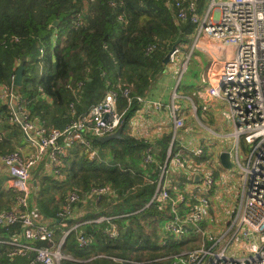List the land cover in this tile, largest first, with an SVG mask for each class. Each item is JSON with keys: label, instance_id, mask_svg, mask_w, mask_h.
Returning <instances> with one entry per match:
<instances>
[{"label": "trees", "instance_id": "trees-1", "mask_svg": "<svg viewBox=\"0 0 264 264\" xmlns=\"http://www.w3.org/2000/svg\"><path fill=\"white\" fill-rule=\"evenodd\" d=\"M208 1L197 0L199 14ZM170 2L173 0H0V85L10 88L22 63V85L13 90L31 117L46 128L62 130L88 115L112 90L124 120L119 140L99 143L89 138L88 150L77 143L66 147L58 167L63 180L46 174L33 177L40 188L38 195H32L36 213L50 219L47 225L53 233L52 243L37 242L35 246H52L71 227L82 224L78 231L68 233L61 246V253L72 260L63 259L59 264H171L174 256L197 246L193 234L160 241L154 225L167 213L145 207L155 192L159 171L154 164H143V152L151 146L154 158L165 160L170 136L150 145L126 134L138 110V99L150 93L167 67L165 56L172 47L191 42L194 25L175 22V11L167 6ZM124 89L129 90L130 104L122 96ZM20 135L19 128L8 122V110L0 98V154L14 151L15 138ZM59 143L64 144L63 140ZM174 146L175 142L172 153ZM89 151L95 152L91 159ZM102 187L110 191L108 196L85 200L96 211L75 219L58 217L69 191L83 195ZM59 191L64 196L57 201L50 193ZM15 197L12 191L0 190V204L6 208L0 211L10 210ZM100 217H110L118 226L116 238H109L106 221L95 222ZM145 217L154 218L147 224L150 229L141 223ZM19 232L18 224L0 227V241ZM79 233L90 240L88 246H78ZM10 251L9 245L0 243V264H30L31 257H11Z\"/></svg>", "mask_w": 264, "mask_h": 264}, {"label": "built area", "instance_id": "built-area-1", "mask_svg": "<svg viewBox=\"0 0 264 264\" xmlns=\"http://www.w3.org/2000/svg\"><path fill=\"white\" fill-rule=\"evenodd\" d=\"M196 3L197 0H173L167 6L175 11V22L189 21L195 27L186 64L195 52L203 54L204 49L211 48L218 54L217 58L209 60L206 76L202 78L203 88L195 90L194 96L199 102L203 100L204 110L211 100H219L225 105L221 117L232 127L229 137L235 143L236 158L235 163L231 161L242 172L241 192L235 208L227 212V220L220 230L216 233L208 231L216 216L210 196L217 177L204 169L203 163L195 161L204 157L203 146L187 149L188 155L185 156L179 152L172 153L175 136L185 124L184 118L177 115L179 107L174 100L178 97L173 94L169 106L173 137L164 164L155 161L150 147L142 155L143 164H154L159 171L155 192L146 207L152 206L167 213L164 224L166 237L181 240L193 234L196 238L194 244L197 246L174 256L171 264H264V0H209L201 14L197 12ZM43 53L40 49L39 57ZM178 54L179 49L175 48L170 55L171 63L175 62ZM80 86L77 84V88ZM13 87L12 84L10 88L0 85V98L7 107L8 122L19 128L21 136L35 147V153L25 158L23 147L18 146L8 154H0V164L8 177L4 189L16 194L12 208L0 211V227L16 224L20 227L19 233L0 243L11 247L8 256L31 257L30 264H59L65 259L61 253L63 243L35 246L37 242L52 243L53 233L47 224L37 221L36 206L32 201V171L46 157L47 174L63 180L58 167L66 147L77 143L88 150L89 138H104L122 127L124 120L116 109L117 93L108 91L88 115L59 130L46 128L41 121L31 117ZM128 95V89L122 90V96L130 104ZM188 100L196 111V104ZM137 102H143V99L139 98ZM144 102L155 111L163 109L160 101ZM60 140H63V145ZM240 141L248 146L243 163L238 159ZM88 154L92 157L95 152L89 151ZM169 162H172L173 174L186 175L188 183L183 191L171 188L173 176L169 175L170 172L168 174ZM195 176H198L197 181ZM109 194L106 187L91 188L83 195L69 191L58 217L66 220L65 216L70 215L75 204L87 198L98 201L101 196ZM103 221L108 223L109 238H116L118 226L110 217L95 220L97 223ZM76 241L82 248L90 242L81 233L77 234Z\"/></svg>", "mask_w": 264, "mask_h": 264}, {"label": "crops", "instance_id": "crops-1", "mask_svg": "<svg viewBox=\"0 0 264 264\" xmlns=\"http://www.w3.org/2000/svg\"><path fill=\"white\" fill-rule=\"evenodd\" d=\"M217 57H218V54L214 53L211 50V48L204 49L203 54L196 53L193 55V59H194L193 64L195 65L194 67L195 70L197 69V75H196L197 77L195 81L193 80L191 81L192 83L188 81L185 84L186 88L183 89V92H182L183 94H181L180 97L178 96V99L180 100L179 103L181 104V109H184L185 107L187 108V103H186L187 97L190 98L192 96V93H195V90L203 88L202 78L206 76V73H207L206 67L208 66L209 60L211 58H217ZM168 66L169 65H167L164 72L160 74L162 78L169 77L167 84L164 85L161 98L150 97L149 94L151 93V91H153V87H152L150 93L147 96L141 98L143 99V102L138 103V110L136 111L134 116L130 119L129 124L126 129V134L128 136L148 142L150 145H153V143L159 141L163 137L171 136L173 134L172 112L169 109V106L171 104L170 103L171 102L170 101L171 91H169V94H168V90H171V89H168V88H170L169 86L171 85L170 81L174 80V75L176 74L178 70V64L174 63L170 67ZM190 78L193 79L192 77ZM145 100L146 102L149 100L160 101L163 104V109L161 111H155L153 108L145 104L144 102ZM202 102L203 100H200L198 104V110H197V113L200 112L201 118L197 117V115H196V118L193 117V120L197 121L196 125L192 124V122L188 120L189 117H191L190 110H188L187 112L179 111L178 113V116L183 117L184 120H186L185 121L186 125L184 126L185 130H182L180 133V138H179L180 141L178 142L179 151L182 154H185V149L189 145L187 143H184V141L186 138L189 137L191 139V142L193 143L192 146L194 147H197L200 145L206 146L207 148L216 147L217 149H219L218 155H220L223 152L230 154L231 149L230 150L225 149L224 145L222 144L223 140L231 139L229 135L232 131L231 125L228 124L221 117V111L225 109L224 103H222L219 100H211L206 104V109L204 110ZM175 105L178 107L180 106L178 103ZM214 134H217V135H214ZM15 143L16 145L14 144V148L18 146L23 147V153H24L25 158H30L34 154L35 147L30 142L25 140L21 135L20 137L15 138ZM40 163L41 165L43 164L44 169L42 168L41 173H38L39 171L36 170L35 173L32 174V185L33 183H36L37 187H39L36 181L37 179L35 180L33 179V177L37 176L38 179L42 178V175L47 173L48 168H49L46 157L43 158V160ZM218 166L224 169L221 166L220 162L215 163L214 168H218ZM222 169L219 170V175L217 176L215 175L217 177V184L215 188L213 189L211 196H210L213 213L216 215L218 213V215L220 216L221 214L226 215L227 212H229L231 208L233 207L238 197V196L236 197V194L237 192L239 194L240 183L242 182V174L240 170H236V174H235V172H231L226 169L224 171ZM7 182H8L7 174L5 172L4 167L0 164V190L8 192L4 189V186L6 185ZM38 192H34L35 196L38 195ZM51 194L55 196V199L57 201L59 199H62V197L64 196V195L60 196L61 194L60 191L57 193L51 192L50 195ZM0 210H6L4 204H0ZM96 210H97L96 206L94 205L88 206L87 203L83 201L72 209L71 211L72 213H70L71 217L69 218L75 219L77 217L84 216L87 213V211H96ZM220 218L221 217H219V219ZM37 221L50 225V219L47 217H40L39 215H37ZM56 222L59 223L60 220H57ZM62 225L61 227H63ZM81 225L82 224H77L71 227L68 231L63 233L62 237L57 241V243L60 242L65 235L67 236L70 231L72 230L78 231Z\"/></svg>", "mask_w": 264, "mask_h": 264}, {"label": "rangeland", "instance_id": "rangeland-1", "mask_svg": "<svg viewBox=\"0 0 264 264\" xmlns=\"http://www.w3.org/2000/svg\"><path fill=\"white\" fill-rule=\"evenodd\" d=\"M216 1L219 2L221 0H216ZM177 48L179 49V54L177 55V57H176L177 60L174 63L178 64V70H177L176 74L174 75V80L170 81V83H171V85L169 86L170 88H168V89H171V90H168V94H169V91H171L170 92V101H171V98L173 97V94H176L177 97L178 96L180 97V95L183 94L182 93L183 89L186 88L185 84L188 81L189 82H191L192 80L195 81V79L197 77L196 76L197 75V69L195 70V68H194L195 65L193 64V62H194L193 57H190L189 62L186 64L187 57L189 56V53H190L189 45L188 44H182V45L178 46ZM194 54H196V52ZM174 63L169 62L167 65H169L168 67H170ZM185 65H187L186 69L184 68ZM190 77H192L193 79H191ZM168 78L169 77L162 78L160 75L156 78V81L153 83V91H151V93L149 94L150 97H152V98H161V94L163 92L164 85L167 84V82L169 80ZM188 99H191V101L196 104V108L198 110L197 106H198L199 102L195 99L194 93H192V96L190 98L187 97V100ZM187 100H186L187 108L185 107L184 109H181V104L179 103L180 100L178 98L174 100L175 104L178 103L180 105L179 106V110L177 111V115H178L179 111H182V112L186 111L187 112L188 110H190L191 117H189L188 120L190 122H192V124L196 125L197 121L195 120L196 121L195 122L193 120V117L196 118V115H197V117H200V112L197 113V110L194 111L192 106H191V104H190V102H189V100L188 101ZM185 125H186V123L184 124V126ZM188 125H190V124H188ZM182 130H185V127ZM182 130L178 131L176 136H175V140H174L175 146L173 148V151H174V153H176V152L178 153L179 152V154H181L182 156H185V155H188L187 149L191 150V149H195L196 147L192 146L193 143L191 142V139L188 137L184 141V143H187L189 145L187 148L185 147L186 148L185 149V154H182L179 151L178 142L180 141L179 138H180V133H181ZM172 137H173V134L170 136V141H171ZM222 144L224 145L225 149H229V150L231 149L230 150L231 151V159L235 163L236 156H235V150H234V147H235L234 141H232L231 139L223 140ZM15 145H16V143H15ZM197 147H201V145L197 146ZM167 149H168V147H167ZM166 150H165V153L167 152ZM203 151H204V157H202L201 159H196L195 161L199 162V163H203L202 164L204 166L203 168L208 170V171H212L214 173V175H216V176L219 175V170H221L222 168L219 167V166H218V168H214L215 163L219 162V155H218L219 149H217L216 147H213V148L212 147H208L207 148L206 146H203ZM152 152L155 155V153H154L155 152V148L154 149L152 148ZM247 154H248V146L243 141H240L239 144H238V159H239V162L243 163V160H244V158H245V156ZM94 156L91 157L88 154V158H90V159L93 158ZM155 161L158 164H164V162H165V160L162 161L161 159H159V160L155 159ZM235 165L236 166L232 170H229V171L235 172V174H236V170H239V167H238L237 164H235ZM42 168L44 169L43 164L41 165V163H40L38 165V167H36L32 171V174H34L36 170L39 171L38 173H41ZM171 169H172V162H169V164H168V174L170 172L169 175L173 176L172 178L169 177V178H171L170 179L171 188H176L178 191H183L185 185L188 183V181L186 179V175L184 173H182V174H180L178 176L177 174H173L171 172ZM222 170L225 171V169H222ZM45 174L48 175L47 173H45ZM168 174L166 175L165 180L167 179ZM241 174H242V172H241ZM241 185H242V182L240 183V191H239V193L241 192V187H242ZM237 196H238V192L236 194V197ZM239 197H240V195H239ZM238 199H236V201H235L233 207L231 208V210H233L235 208V205H236V202H237ZM219 214H221V213H219ZM217 216H219L221 218L219 219V217H217ZM151 220H154V218L150 219V218L145 217L141 221V223L144 225L145 229H150V226H148L147 224H149V222ZM226 220H227V214L226 215L225 214H221V216H220L217 213V215L215 216V219L212 221V224L210 225V229H208V231H213L215 233L218 232L220 230L221 226H223V224L225 223ZM166 221H167V216H164L160 220L157 221V223H156L157 225H154L155 233L158 232V236H159V240L160 241L163 238H166V234H165V231H164V224L166 223ZM44 224H46V223H44ZM60 242H58V243H60ZM56 243H57V241H56ZM65 259H68V260L71 259L72 260V258L69 255H65Z\"/></svg>", "mask_w": 264, "mask_h": 264}, {"label": "water", "instance_id": "water-1", "mask_svg": "<svg viewBox=\"0 0 264 264\" xmlns=\"http://www.w3.org/2000/svg\"><path fill=\"white\" fill-rule=\"evenodd\" d=\"M53 24L55 26L56 21ZM174 50H175V47H172L171 50L169 51V53L165 56V59H164L165 65H167L170 62V55L174 52ZM22 74H23V65L21 63V64H19V66L17 67V69L14 72V77H13V81H12V85L14 87H17V88L21 87V85H22ZM121 133H122V127H120L114 134L107 136V137H104V138H99V139H97V141L99 143H105V142H108L111 140H119L121 138ZM219 162H220L221 166L226 170H232L234 168V163L231 161L229 153H225V152L221 153L219 155ZM197 179H198V176H195L196 181H197ZM33 187L35 188L34 192L39 191V187L36 186V183H33ZM65 236L61 240V243L64 242Z\"/></svg>", "mask_w": 264, "mask_h": 264}]
</instances>
